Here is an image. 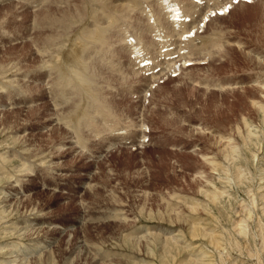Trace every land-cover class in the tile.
Wrapping results in <instances>:
<instances>
[{"label":"rangeland","instance_id":"374dc122","mask_svg":"<svg viewBox=\"0 0 264 264\" xmlns=\"http://www.w3.org/2000/svg\"><path fill=\"white\" fill-rule=\"evenodd\" d=\"M83 1L85 2V0H37L34 2L32 0H0V64L3 63L5 65L6 63L7 67H10L14 64L16 66L12 67V72L9 71L3 75L0 74V79L2 78L1 80L9 82L10 79L15 80L17 77L19 81L17 79L16 80L19 82V85L14 86L12 84H15L16 81L10 83L19 90L21 87L24 89L20 90L21 92H17V95L11 93V96H14L12 98H8L9 95L7 88H0V142L2 140L9 142L5 143L4 141V145H0V152L11 157L12 159L9 163H6L8 166L6 167L7 170L3 169V171H0V191H5L4 194L0 193V206L4 204L2 207L8 209V211L5 213V218H0V223L2 222V224H0V247L5 245V247L1 248L0 250V259H4V261L8 262L9 264H16L20 261V264H49L50 261V264H149L150 262L153 264H169V262L170 264H173V261L174 264H178L179 260L183 261L186 254L188 255L189 253V255L195 257L199 250L194 247L191 249L189 247L186 248V243H183L181 240H178V244H176L178 246H173L171 243L181 234L179 239L186 238L189 241L191 239L192 241L194 240L193 242H197V247H204L201 250L202 252L205 251V255L199 253V255L195 258L203 256L202 258L206 260L211 259L212 263L215 262L214 264H252L253 262V264H258L259 262V264H264V257L261 256L264 255L262 254L264 250L260 249L262 239L264 241V215L260 209V205L257 204L258 207H256L259 209V214L256 212L258 209L252 208L253 206L250 204L251 200L249 198L253 190L256 193L261 191L256 187L258 182L255 178L258 173L257 166H259V164L264 159L263 114L261 111L257 110V106L255 108V106H253L250 102V97L253 98V96L264 101V89H260L259 84L255 82L256 76L260 75V73L256 74V70L260 67L249 68L250 66H253V64L248 63L249 67L248 65H245L242 68L241 65L240 69L242 70L234 72L232 70L234 67L235 70L236 66L230 61H224L221 64H216L217 66L214 70L217 71L218 69V71H222L219 73L222 78L225 76L235 77L236 81H238V84L236 83L234 86L232 85L231 87H225L223 90L220 89L221 91L217 89L218 92L216 97H214L212 94L209 96V93L207 90H205V87L202 86V88L198 85L196 86H198L199 91L195 87L194 89H197L195 92L192 88L193 86H189L192 91L190 94V88L181 84L183 81H190V79L185 76L183 71L187 68H191L190 70H192L198 66H194L195 64L192 60H188L184 64L185 66L183 65L185 69L180 71L184 73L183 76L185 78L183 77V81H181L182 73L177 70L178 64L179 66L181 65L183 58L178 57H176L175 62L171 64L172 67L169 69L166 68L167 70L165 71L163 70L165 73L158 70L153 71V73L156 75L153 77L151 75V71L145 72L138 69L140 72L133 75V71H136L138 65L135 63L132 53L130 54L129 50L127 51L124 50V48H121L122 41H118L116 42V48L118 49L117 54H119L117 65L118 69L121 68L123 72L116 70V73L114 71V75H116L113 77L114 80H112L113 89L111 91L109 86L108 88L110 89L107 88L106 91L108 92L110 90L109 96H112L111 92L113 95H115V103L113 106L116 111L118 110L117 113H120L119 111H121V113L124 112L123 114H120L122 116H127L125 121L130 122V118L132 122L131 124H138V122H141L139 123L141 125L140 129H142L141 127L144 125L146 130L142 129L139 130V132L138 130H134L136 127L133 125L131 126L132 128H129V130L125 127L127 132H116V135L114 136H109V132H106L107 134L102 132L100 135H92L91 137V133L86 132L84 136L87 137L88 146L81 148L76 143V137L72 132V129L68 127L67 124L63 123L62 120H59L61 115L64 114H59V111L61 110V112H65L68 110L69 104H67L68 107L66 109L64 107L66 104L54 106L55 102L53 101L54 99L51 98L52 95L49 88L51 86L50 83L52 81L51 77H53V74L48 73V75L46 73L47 68H42L43 65H41L43 64V59L48 57L46 54L49 55L51 54L50 51L52 52L50 49H52L53 46H47V48L42 42L43 38L51 33L52 30L49 28L50 26L46 24H44L43 27H40V24L34 23V19L35 17L43 15L44 11L48 9L60 10L62 8L66 9L69 7L74 11L76 18L78 19L80 17L77 15L78 12L84 13L83 15L86 16V9L82 7V3H84ZM113 1H115V3H119L121 0ZM205 2V0L200 1L201 4L199 5H202L200 10L195 13V17L192 16V19L189 20V25H191L190 28L192 30L196 28L195 26L197 25H195V22L199 17L200 21L198 22L200 26L198 22H196L199 27L197 26L198 29L193 31H198L202 34H205V32L210 34L220 28L225 32L226 36L231 34L229 39L231 38L232 42L230 43L231 45H228L229 47L235 49L233 52L235 56L233 55V57H239L236 58V62L242 59V56L249 57L248 55L250 53L251 56L253 55L252 57L254 61L257 62V65H261L263 69L264 58L262 59V54L264 53V0H223L222 3L226 4L225 11L220 10L223 7L207 5ZM250 6L251 8L249 9L248 7ZM242 9H244V11ZM245 9L249 14L245 12ZM201 10H203V13ZM248 10L252 11L248 12ZM137 12H131V15L129 16L131 18L133 17L134 19L138 18ZM133 13L134 16H132ZM250 15H253L252 17L255 15V18H252V20H254L252 22H256V24L252 23L251 25H245L244 23L240 22L239 18ZM133 18L132 20H134ZM141 18L143 20L142 16ZM212 18L213 22L211 21ZM191 23L195 26H192ZM212 26L215 28L217 26L218 29H214ZM77 27H79V24L75 23L74 28L77 29ZM145 34L146 35L143 34V36H148V32ZM260 34H262V37ZM44 45L45 47H43ZM228 45L226 49H229ZM251 48H254L253 51L257 48L260 51L262 49V52L257 50L258 53L255 52L254 54L253 51L250 52L249 49ZM40 51L45 54V57L40 56V53H42ZM154 52L155 49L152 50L151 55L155 54ZM257 54H259V56L256 57ZM174 55L176 56L177 53ZM229 62L231 64H229ZM207 65L208 64L206 63L199 65L198 67H200L201 70H198L197 72L204 74ZM161 66L162 68L164 67V65ZM17 67H20V69L16 70ZM39 67L42 69H38ZM159 68L160 66H157L156 69ZM228 69L232 72V74H230L231 72ZM176 70L179 74H176ZM188 70L189 69H187V71ZM13 71H17L16 74H14ZM141 71L143 73H141ZM224 71L227 73H224ZM191 72H194V70ZM4 76L8 77L3 79ZM123 80L124 82H122ZM180 86H183V92L179 90ZM185 87H187V89H185ZM246 87L249 88L247 89ZM214 89L216 91V87L213 88V91ZM242 89L245 91V93ZM197 91L199 95L196 93ZM202 91H206L208 96H206V94H204ZM208 91L210 92V89H208ZM232 91H234L235 95L234 93L231 95ZM226 92L228 94L231 93L230 96ZM177 93H182L180 98L179 94ZM193 94L199 98H194ZM237 94H240L241 96L238 97ZM249 94L251 95L249 96ZM164 97L166 98L164 99ZM222 98L224 99L223 101ZM186 99L190 101H186ZM210 100L213 102V104ZM221 101L222 103L226 102L225 104L221 105L222 108L224 107V110L219 107L222 109L221 113L214 111L216 105L214 102L218 104V102ZM187 102H190V104ZM211 104L214 106H211ZM178 105L180 107L183 105V107L180 108ZM184 105L186 109L184 108ZM242 105H244V107L248 106V109L246 107H242ZM60 107H62L63 110ZM173 107H176V109ZM194 107L196 109H194ZM167 108L168 110L170 109V112L168 111V113H166ZM192 108L194 111L196 110V112L190 110V113L188 109ZM235 108H239V110ZM228 109L231 111V114ZM187 110L190 114L186 113L188 112ZM205 110L208 113H206ZM227 110L229 112H227ZM179 111L183 113L181 114ZM197 111H200L199 114ZM172 112L174 114L171 116ZM175 112H178V115L180 113V115L177 116ZM192 112H194V114ZM185 113L188 118L189 116L194 115L192 118L190 117V120L194 119L196 120V123L198 122L200 124H196L194 126L193 123H190V121H186L184 119ZM240 113L245 115L248 120H251L250 123L252 122V125L255 122L254 125L256 127L251 125V129L255 131V133L252 134L254 136L251 137L252 142L249 140L251 142L250 143L247 140V147H250L249 149L252 150H249L244 144L242 145V143H240L241 140L238 137L239 134L234 131L233 125H235L238 121L239 124H241ZM167 114L170 115L168 116ZM248 114H250L251 117ZM174 115H176L177 118H181L180 120H183L179 121ZM215 115L217 116L214 118ZM204 118H207V122H205L206 119L204 120ZM169 119L170 121H175L176 124L174 123V126L172 124L170 125ZM209 120L212 122L209 123ZM217 120L218 123L220 121L219 124H222L220 125V129L216 128L215 126V122H217ZM209 124L212 125L210 126ZM201 125H207L206 127H209L207 130H203L201 129ZM257 125L259 126L257 127ZM180 126L184 128H178ZM209 129L211 132H209ZM243 129H245L244 126ZM218 133L223 134L224 136H230L232 139L234 138L235 143L239 145V149L237 151L240 153V155L236 157L238 152L235 153V158H237L236 163L238 164L240 162V164L244 165L246 167L244 175H248V178L245 176L243 177L242 182H237V179L233 177L234 174L231 171L233 169L229 171L231 172L230 175L226 176L222 170L212 169L209 162L206 160V157L210 156L212 153H218L219 150L217 149L221 148V146H224L225 141L221 139L223 141L222 143L221 141H218V138L216 137L219 136ZM86 134L89 135V137ZM104 134L107 135H105L106 139H101ZM179 135L180 138L178 137ZM181 136L186 138V140ZM201 136L202 138L199 139ZM177 137L180 140H178ZM191 138H194L193 142ZM236 138L240 142H237ZM256 138H258V140ZM183 139L184 141H182ZM187 142L189 144H187ZM220 143L222 144L220 145ZM260 144H262L261 147ZM6 146L10 147L6 148ZM206 150L207 152L209 151L208 153H210L208 156L203 155V153L205 154ZM240 150L246 156L243 155ZM253 151L258 157H256V155L254 156ZM221 155L222 154L218 153V158L220 157L219 159H222V161L229 166L231 160L225 162V158L223 155L221 157ZM260 155H262V160ZM22 163H24V165H28L30 169L28 168L24 171ZM248 169H251L252 171H248ZM10 172H15V174L10 176ZM228 178L229 182L227 183ZM211 180H213V184L211 183ZM238 183L243 185L240 186ZM247 187L249 189H253L251 190V193L250 190L248 192ZM204 189L209 190L206 191ZM218 189L224 191V193L221 195L222 199L221 196H219V200H217L219 202H211L208 198V195L206 194L209 191H216ZM229 193L233 195L230 196ZM5 195H7L8 198ZM2 196H4V198H2ZM5 198L7 199L5 200ZM243 199H246L247 204H249L248 206L246 205V207L252 208V215L251 219L248 218L247 220L250 226L248 224V231L245 234L246 236H241V238L238 236L239 234L235 232L236 230L231 228L234 226L231 224H233L234 220L236 221L240 218L238 208L235 207L238 205L237 207L240 208L241 203L242 206L245 205L246 203L245 201L243 202ZM248 200L250 203H248ZM6 201L7 206H5ZM220 202L221 204L219 205ZM235 202L239 203L237 204ZM259 202L260 200L258 203ZM226 212H228L227 215ZM213 213H215L214 215L216 216H214ZM170 214L173 216L171 217ZM168 216L171 218H168ZM189 218L196 219L202 225L205 224L204 227H206L207 230H214L215 233L219 235L220 238H222L220 239V242L222 243L221 247H223L225 250L222 248H216L213 244L211 246V244L208 242L207 236L204 237L201 235L199 238L197 236L194 238L190 236V232L188 231ZM31 219L33 220L30 223L29 220ZM259 220L263 222L261 223ZM255 221L258 222L257 226ZM10 224L11 228L8 227ZM26 226L27 228L25 229L24 227ZM16 227L19 229H16ZM250 227L252 230L249 229ZM261 228L262 230H258ZM222 233L223 235H220ZM17 235L20 236L18 237ZM250 235L251 237H249ZM187 237L190 238L188 239ZM229 237H231V239ZM165 238H168V246L166 243H163ZM240 238L241 240H239ZM38 240H42L41 244H44L45 246H43V248L38 253H36V255L33 252L37 250L36 248L33 249V253L28 251L26 254H21L19 251L18 253L13 252L17 256L10 251L13 250L12 247L19 245H30ZM204 240H206V243ZM189 241H187V244ZM236 241L238 243H236ZM227 242L230 244H226ZM88 244L89 246H87ZM251 248H253L254 251ZM193 249L194 252L196 251L195 253H193ZM217 249H220L218 250L219 254ZM245 249L250 250H247V252ZM207 250L208 252H206ZM167 251H169V253ZM222 251L225 253L223 254ZM243 251L244 253H241ZM163 252H165L166 255H164ZM240 253L241 255L248 254L249 258L247 255L246 257L241 256ZM226 255H228V259H225ZM22 256L25 258L20 260L19 258ZM46 256H49V258L47 259ZM239 256L242 260V263L241 260H238L240 259ZM173 257H176L177 259ZM64 258H66L65 261ZM25 259L28 260V262ZM164 259H166L168 262ZM233 259L236 261L233 262ZM175 260L178 262H175ZM184 263L185 262L183 261V264Z\"/></svg>","mask_w":264,"mask_h":264},{"label":"bare ground","instance_id":"6f19581e","mask_svg":"<svg viewBox=\"0 0 264 264\" xmlns=\"http://www.w3.org/2000/svg\"><path fill=\"white\" fill-rule=\"evenodd\" d=\"M33 2L34 1H37V0H32ZM201 0H121L119 1V3H115V1L113 0H85L84 3H82V7H84L86 9V16H84L83 14L84 13H77L78 16H80L78 19L76 18V15L74 13V11L69 7V8H62L60 10H51V9H48L46 11H44L43 15L39 16V17H35L34 19V23H38L40 24V27H43L44 24L46 25H49L51 33H49L48 35H46L42 42L46 45V47H52V52L50 51L51 54L47 55L48 57H46L45 59H43V65L42 68L46 67V73L48 74H53L51 77L52 81H51V86L49 87L50 88V91H51V95L55 102L54 106L56 105H61V104H66L65 109L69 106V109L66 110L65 112H61V110L59 111L60 113L59 114H63L58 117L59 120H62L63 123L67 124L68 127H70L72 129V132L75 134V139H76V143L82 148V147H86L88 146L87 145V137H85V133L86 132H90L91 134V137L92 135H100L102 134V132H109L110 135L109 136H114L116 134V132H127L126 128H129L131 126H135L136 128H134V130H142L140 129V124L141 122H138V124H131V120L129 118V121H125V118L127 116H122L121 114V111H119L120 113H117L116 109L114 108L113 104L115 103L114 102V98H115V95L112 94L111 92V95L112 96H109V91L113 89V84H112V80L113 77L116 75H114V73L116 72V70H119V72H121V68L118 69V65H117V59H119L118 55L117 54V51L118 49L116 48V42L118 41H122V47L121 48H124V50H129L130 54L132 53V56H133V59L135 60V63L138 65L137 66V69L136 71L134 70L133 71V75L134 74H138L140 71L139 70H142V71H151L152 72V76H156L153 71H154V68L157 67V66H160V70L158 71H165L167 70L166 68H170L172 67L171 64L175 62V59L176 57L178 58H183L182 59V62H181V65L179 66L178 64V68L177 70L180 72L181 70L183 71L185 69V63L188 61V60H192L194 62V66L196 65H202L204 63L208 64L207 67L205 68V72L204 74H200V72H197L198 70H201L200 67H195L194 69V72H191L192 70H190L191 68H187L189 69L187 71L184 70L183 72L185 73V76L188 77V79H190V83L186 81H183V74L182 72V80L180 78L182 82L181 85L183 86H190L192 87L193 89L196 87L198 89V86L199 87H202L204 86L205 87V90H207V92L209 93V96L212 94L214 95V97L217 96V89L218 90H223L225 87H231L232 85L234 86L238 81H236L235 77H228V76H225V77H221V75H219L220 72L222 71H215V67L217 66L216 64H221L222 62L224 61H230L232 64H234L236 66V69L232 71H241L242 69L241 68V65H242V68L243 66H247L248 63L250 64H253V66H250L248 65L249 68H256V67H260V68H257L256 70V74H259L260 75L256 76L255 78V82L257 84H259L260 86V89H264V68L262 69V66H258L257 65V62L254 61L253 59V55L251 56V54L249 53V57H246V56H242V59L238 60V62H236V58L238 57H233L234 55V51L235 49L232 48V47H229L228 44H230L232 42V39L230 38L229 39V36L231 35L230 34L229 36H226L225 35V32L223 30H221L220 28L218 29L217 25L216 28L218 30L216 31H213L212 33L210 34H207L205 32V34H202L200 32H195L196 30L195 29H198L197 26L199 24L198 21L199 20V17L198 19L196 20V22H198V24H196L195 22V25H193L192 23V26H195L196 28L193 29L195 31H193L189 25L190 24V21L189 19L186 20L188 17H191L192 19V16L195 15V13H197V11L200 10L201 6L202 5H199L201 4L200 3ZM203 1V0H202ZM206 4L207 5H214L215 7L217 6H221V3L223 0H205ZM251 2V1H250ZM253 3V2H252ZM69 4V3H67ZM77 4V2H76ZM178 5L176 7H173V5ZM78 5V4H77ZM234 5V3H233ZM252 6V5H251ZM248 7L249 9L251 8ZM74 7V5H73ZM152 7V8H151ZM59 8V7H58ZM210 8V7H209ZM212 8V6H211ZM75 9V7H74ZM178 9H181L178 10ZM254 9V8H253ZM206 10H207V7H206ZM244 11V9H242ZM241 10V12H242ZM138 11V12H137ZM202 13H203V10H201ZM200 11V12H201ZM252 11V10H250ZM248 10V12H250ZM131 12H137L138 13V18H133L134 20H132V18L129 16L131 15ZM245 12H246V9H245ZM247 13V12H246ZM249 14V13H247ZM137 15V14H136ZM140 15V16H139ZM134 16V13L133 15ZM141 16L143 17V20L141 18ZM253 15H250V16H243L242 18H239L240 22L241 23H244L245 25H251L252 21V18H255V15L254 17H252ZM86 17V18H85ZM195 19V18H194ZM137 20V21H136ZM213 20V18L211 19V21ZM217 20V19H216ZM213 22V21H212ZM217 22V21H216ZM75 23H78L79 24V27H77V29L74 28V24ZM262 23V22H261ZM264 23V22H263ZM218 24V23H217ZM256 24V22L254 23ZM260 24V22H259ZM211 25V24H210ZM258 25V24H257ZM261 26V25H260ZM199 27V26H198ZM214 27V26H212ZM222 27V25H221ZM214 27V29H216ZM260 28V27H259ZM224 29V28H223ZM226 30V29H225ZM55 32V33H54ZM148 32V36H143L146 35L145 33ZM230 32V31H229ZM234 35V34H233ZM235 36V35H234ZM233 36V37H234ZM260 36L262 37V34H260ZM116 37V38H114ZM132 37L133 39L135 38V43H130V40L129 38ZM114 38V40H113ZM258 41V40H257ZM48 44H47V43ZM141 42V43H140ZM242 42V41H241ZM240 42V43H241ZM154 43V44H153ZM118 44V43H117ZM121 44V43H120ZM140 44V45H139ZM152 44V45H151ZM45 45L43 47H45ZM228 45V48L230 49H226ZM231 45V44H230ZM246 45V44H245ZM248 45V44H247ZM251 45V44H250ZM47 47V48H48ZM248 47V46H247ZM128 48V49H127ZM138 48V49H137ZM256 48V47H255ZM42 49V47H41ZM155 49V56H151L150 53L152 52V50ZM254 49V48H253ZM253 49H249L250 52L253 51ZM43 50V49H42ZM258 48L256 50H254V54L255 52L258 53L259 52H262V49L261 51L258 50ZM44 51V50H43ZM49 51V50H47ZM42 52V51H40ZM240 52V51H238ZM252 52V53H253ZM43 53V52H42ZM40 53L41 57L44 56L45 57V51H44V55ZM47 53V52H46ZM177 53V55L175 56L174 54ZM260 54V53H259ZM259 54L256 55L259 56ZM174 55V56H173ZM131 56V55H130ZM235 56V55H234ZM261 56V55H260ZM262 59L264 58V53L262 54ZM159 57V59H158ZM139 58V60L137 59ZM161 58V59H160ZM239 58V57H238ZM146 59H151V63L146 65V66H143L141 67L139 65V63L143 60H146ZM42 60V58H41ZM132 61V60H131ZM229 62V64H231ZM259 62V61H258ZM120 63V62H119ZM129 63V62H128ZM177 63V62H176ZM259 64V63H258ZM40 65V67H41ZM161 65H164V67L162 68ZM184 65V66H183ZM191 65V64H190ZM189 65V66H190ZM192 66V65H191ZM190 66V67H191ZM230 66V65H229ZM228 66V67H229ZM12 67H16L15 64L10 66V67H7V64L5 63V65L2 63L0 64V74L3 75V74H6L8 73L9 71L13 70ZM38 68V69H42V68ZM177 67V66H176ZM175 67V68H176ZM227 67V68H228ZM123 68V67H122ZM174 68V69H175ZM232 68V67H231ZM248 68V69H249ZM17 69H20V67H17ZM139 69V70H138ZM245 69V68H244ZM44 70V69H43ZM176 70V74H179L177 73L178 71ZM204 70V69H203ZM229 70V69H228ZM227 70V71H228ZM115 71V72H114ZM141 71V73H143ZM163 71V72H164ZM187 71V72H185ZM230 71V70H229ZM244 71V70H243ZM246 71V70H245ZM262 73H261V72ZM12 72V71H11ZM17 71H13L14 74H16ZM123 72V71H122ZM169 72V71H168ZM212 72V73H211ZM231 72V71H230ZM12 73V74H13ZM117 73V72H116ZM156 73V72H155ZM165 73V72H164ZM215 73V74H214ZM224 73H227L224 71ZM223 73V74H224ZM13 74V75H14ZM48 74V75H49ZM145 74V73H144ZM158 74V73H157ZM160 74V73H159ZM214 74V75H213ZM232 74V72L230 73ZM229 74V75H230ZM236 74V73H235ZM234 74V75H235ZM239 74V73H238ZM181 75V74H180ZM226 75V74H224ZM124 76V75H123ZM140 76V75H139ZM170 76V75H169ZM8 76H4L3 79L7 78ZM10 77V76H9ZM49 77V76H48ZM122 77V76H120ZM135 77V76H134ZM240 77V76H239ZM245 77V76H244ZM148 78V77H147ZM185 78V77H184ZM2 79V78H1ZM0 79V88H4L6 89L7 88V92H8V95L9 97L8 98H12L14 95H17V92H21L20 90H24L22 89V87L20 88V90L14 86L16 85H19L18 83V79L16 77V79L18 80H11L9 82L7 81H4V80H1ZM241 79V78H240ZM119 80V79H118ZM128 80V79H127ZM155 80V79H154ZM16 83H12L14 86H12V84L10 82H15ZM159 81V80H158ZM240 81V80H239ZM244 81V80H243ZM115 82V81H114ZM113 82V83H114ZM119 82V81H118ZM124 82V80L122 81ZM47 83H48V80H47ZM178 83V81H177ZM115 84V83H114ZM179 84V83H178ZM188 84V85H187ZM190 84V85H189ZM238 84V83H237ZM198 85V86H196ZM27 86V85H26ZM110 86V88H108ZM175 86V85H174ZM182 86V87H183ZM238 86V85H237ZM160 87V86H159ZM176 87V86H175ZM182 87L180 86V89L182 91ZM189 87V88H190ZM216 87V91L214 89L213 91V88ZM110 89L108 92L106 91V89ZM188 88V89H189ZM203 88V87H202ZM247 89L249 87H246ZM178 89V88H177ZM185 89H187V87H185ZM196 89V90H197ZM208 89H210V92L208 91ZM252 89V88H251ZM262 89V90H263ZM19 90V91H18ZM28 90V89H27ZM194 89V92L196 91ZM201 90V89H200ZM220 90V91H221ZM229 90V89H228ZM235 90V89H233ZM243 90V89H242ZM250 90V89H249ZM31 91V90H30ZM175 91V89H174ZM173 91V92H174ZM199 91V89H198ZM198 91L196 93H198ZM219 91V92H220ZM244 91V90H243ZM242 91V92H243ZM248 91V90H247ZM178 92V91H177ZM183 92V91H182ZM186 92V91H185ZM191 88H190V94H191ZM193 92V93H194ZM201 92V91H200ZM203 92V91H202ZM216 92V93H215ZM223 92V91H222ZM221 92V93H222ZM238 92V91H237ZM249 92V91H248ZM254 92V91H253ZM264 92V91H263ZM11 93H14L13 96H11ZM27 93V92H26ZM29 93V91H28ZM204 94H206V91L203 92ZM225 93V92H224ZM227 93V92H226ZM230 93V92H229ZM232 93V94H231ZM230 94L233 95L234 91H232ZM245 93V91H244ZM250 93V92H249ZM42 94V93H41ZM176 94V93H175ZM179 94V93H177ZM182 93L179 94V98H180V95ZM186 94V93H185ZM189 94V92H188ZM187 94V96H188ZM189 94V95H190ZM228 94V93H227ZM226 94V95H227ZM230 94H228L230 96ZM199 95V93H198ZM203 95V94H202ZM220 95H224V94H220ZM227 95V96H228ZM235 95V93H234ZM245 95V94H244ZM251 94H249L250 96ZM254 95V94H253ZM152 96V95H151ZM167 96V95H165ZM184 96V94H183ZM201 96V94H200ZM204 96V95H203ZM206 96H208V94H206ZM237 96H241L240 94ZM247 96V95H246ZM189 97V96H188ZM193 97L196 98L197 96L193 94ZM202 97V96H201ZM200 97V98H201ZM224 97V96H223ZM226 97V96H225ZM234 97V96H233ZM166 97H164L165 99ZM178 98V97H177ZM178 98V99H179ZM182 98V97H181ZM185 98V97H184ZM191 98V96H190ZM193 98V99H194ZM199 98V97H197ZM213 98V97H212ZM241 98V97H240ZM251 98V103L253 106H257V110L261 111L262 114H263V118H262V121L264 122V101L262 99H257L253 96L250 97ZM209 99V98H208ZM219 99V98H218ZM244 99V98H243ZM248 99V98H247ZM196 100V99H195ZM198 100V99H197ZM224 99L222 98V101ZM178 101V100H177ZM180 101V100H179ZM186 101H190V100H187ZM202 101V100H201ZM199 101V102H201ZM205 101V99H204ZM209 101V100H208ZM211 101V100H210ZM214 101H217V100H214ZM221 102H218V104L216 102H214L215 105V109L214 111L216 112H219L221 113L222 109V104H225L226 102L222 103ZM233 101V100H232ZM239 101V100H238ZM242 101V100H241ZM247 101V100H246ZM183 102V101H182ZM197 102V101H196ZM212 102V101H211ZM234 102V101H233ZM237 102V100H236ZM245 102V101H244ZM175 103V102H174ZM190 104V102H187ZM186 103V104H187ZM207 103V102H206ZM210 103V102H209ZM229 103V102H227ZM240 103V102H238ZM247 103V102H246ZM245 103V104H246ZM67 104H69L67 106ZM169 104V102H168ZM201 104V103H200ZM203 104V103H202ZM213 104V102H212ZM211 106H214L212 105ZM234 104V103H233ZM172 105V104H171ZM177 105V104H176ZM180 105V104H179ZM178 105V106H179ZM193 105V103H192ZM195 105V103H194ZM208 105V103H207ZM239 105V104H238ZM241 105V104H240ZM247 105V104H246ZM168 106V105H167ZM174 106V105H173ZM188 106V105H187ZM191 106V105H190ZM202 106V105H201ZM229 106V104H228ZM234 106V105H233ZM165 107V105H164ZM180 107V106H179ZM178 107V108H179ZM181 107H183V105H181ZM180 107V108H181ZM219 107H221L222 109H220ZM237 107V106H236ZM242 107H244V105H242ZM246 107V106H245ZM244 107V108H245ZM248 107V106H247ZM246 107V108H247ZM62 109V107H60ZM176 109V107H173ZM184 108H185V105H184ZM190 108V107H189ZM198 108V107H197ZM207 108V107H206ZM219 108V109H217ZM228 108V107H227ZM57 109V108H56ZM186 109V108H185ZM194 109H196L194 107ZM194 109H188L189 111L190 110H193ZM204 109V108H203ZM203 109H200V110H203ZM210 109V108H209ZM225 109H226V106H225ZM231 109V107H230ZM235 109H238L239 108H235ZM241 109V108H240ZM248 109V108H247ZM59 110V109H58ZM63 110V109H62ZM166 110V109H165ZM182 110V109H180ZM187 110V111H188ZM207 110V109H206ZM205 110V112H206ZM224 110V109H223ZM229 110V109H228ZM227 110V112H229ZM234 110V109H233ZM237 110V111H238ZM250 110V109H249ZM253 110V109H252ZM168 111L170 112V109L168 110L167 108V112ZM176 111V110H175ZM186 112V113H189ZM213 111V110H212ZM245 111V110H244ZM165 112V111H164ZM174 112V111H173ZM172 112L171 116L174 114ZM181 113V111H179ZM196 112V110L194 111ZM194 112H192L194 114ZM200 112V111H199ZM199 112L197 111V113L199 114ZM202 112V111H201ZM204 112V113H205ZM211 112V111H210ZM239 112V111H238ZM237 112V113H238ZM243 112V111H242ZM248 112V111H247ZM57 113V112H56ZM177 116L178 115V112H175ZM183 113V112H182ZM181 113V114H182ZM186 113H185V116H184V119L186 121H190V123H193V125L195 126L196 124H200V123H196V120H190V117L192 118L193 116H189V118L186 116ZM191 113V111H190ZM189 113V114H190ZM195 113V114H197ZM203 113V114H204ZM208 113V112H206ZM214 113V112H213ZM223 113V112H222ZM225 113V112H224ZM234 113V111H233ZM245 113V112H243ZM259 113V112H258ZM128 114V113H127ZM212 114V113H211ZM230 114H231V111H230ZM236 114V113H235ZM233 114V115H235ZM241 114V113H240ZM260 114V113H259ZM58 115V113H57ZM125 115V114H124ZM164 115V114H163ZM168 115V114H167ZM170 115V114H169ZM168 115V116H169ZM174 115V116H176ZM250 116V114H248ZM129 116V115H128ZM167 116V117H168ZM173 116V117H174ZM176 116V118H177ZM182 116V115H181ZM180 116V117H181ZM201 116V115H200ZM207 116V115H205ZM217 115L214 116V118L216 117ZM238 116V115H237ZM241 116V124H239V121L233 125L234 126V131H236V133L239 134V138L241 140V142L239 140H237V142L239 141L240 143H242V145L244 144L246 147H247V140L251 141L252 142V138L255 133V131L253 129H251V127L254 125H252V122L250 123L251 120H248V118L245 116V115H240ZM197 117V116H196ZM203 117V115H202ZM208 117V116H207ZM211 117V116H210ZM231 117V116H229ZM228 117V118H229ZM236 117V116H235ZM251 117V116H250ZM132 118V117H131ZM166 118V117H165ZM169 118V117H168ZM175 118V117H174ZM127 119V118H126ZM179 121H182L180 120L181 118H177ZM200 119H203V118H200ZM206 119L205 122H207V118H204V120ZM209 119V118H208ZM213 119V118H212ZM219 119V118H218ZM235 119V118H234ZM261 119V118H260ZM133 120V119H132ZM165 120V119H164ZM203 120V121H204ZM211 120V119H210ZM209 120V121H210ZM216 120V119H215ZM168 121V120H167ZM170 121V119H169ZM178 121V122H179ZM195 121V122H193ZM198 121V119H197ZM208 121V122H209ZM222 121V120H221ZM224 121V120H223ZM229 121V120H228ZM260 121V120H259ZM59 122V121H58ZM212 121H210L209 123H211ZM225 122V121H224ZM263 122H259V123H263ZM143 123V122H142ZM165 123V122H164ZM167 123V122H166ZM176 124L175 121H170L169 124L173 125V124ZM216 123V124H215ZM215 126L216 128L220 129L222 124H219L218 123V120L217 122H215ZM223 123V122H221ZM227 123V122H226ZM225 123V124H226ZM213 124V125H214ZM224 124V123H223ZM258 124V123H257ZM66 125V127H67ZM169 125V126H170ZM179 125V123H178ZM191 125V124H190ZM205 125V124H204ZM202 126L201 125V129L203 130H207V128L209 127H206V126ZM210 125V124H209ZM212 125V124H211ZM210 125V126H211ZM252 125V126H251ZM261 125V124H260ZM144 126V125H143ZM168 126V125H167ZM174 126V125H173ZM172 126V127H173ZM185 126V125H184ZM243 126L245 127V129H243ZM259 125H257L258 127ZM121 127H124V130H121L120 128ZM126 127V128H125ZM145 127V126H144ZM182 126L178 127V128H181ZM187 127V126H186ZM185 127V128H186ZM214 127V126H213ZM212 127V128H213ZM224 127V125H223ZM254 127H256L254 125ZM253 127V128H254ZM263 127V126H262ZM132 128V127H131ZM142 128V127H141ZM175 128V127H174ZM184 128V127H182ZM211 128V129H212ZM264 128V127H263ZM262 128V129H263ZM69 129V128H68ZM225 129V128H224ZM233 129V128H231ZM261 129V128H260ZM177 130V129H176ZM184 130V129H183ZM182 130V131H183ZM213 130V129H212ZM215 130V129H214ZM229 130V129H228ZM256 130V128H255ZM259 130V129H258ZM264 130V129H263ZM173 131V130H172ZM68 132V131H67ZM140 132V131H139ZM176 132V131H175ZM209 132L210 129H209ZM218 132V131H217ZM220 132V131H219ZM224 132V131H223ZM257 132V131H256ZM106 133V134H107ZM131 133V132H130ZM264 133V132H263ZM72 134V133H71ZM73 134V135H74ZM106 134H104V136H100L101 139L105 138L106 139ZM181 134V132H180ZM198 134V133H197ZM219 134V133H218ZM87 135V134H86ZM106 135V136H105ZM201 135V134H200ZM203 135V134H202ZM257 135V134H256ZM89 137V135H87ZM131 136V135H130ZM180 138V135L178 136ZM177 137V139H178ZM182 137V136H181ZM198 137V135H197ZM218 138V141H221L223 143V141L221 139H223L225 141L224 143V146L221 148H218L217 150H219L218 153L222 154L223 157L225 158V162L226 161H229L231 160L230 162V165H226V163H224L222 161V159H219L218 158V153H212L210 156H208L210 153L205 152V154L203 153V155H206L208 157H206V160L209 162L210 166L212 169L214 170H222L223 173H225V175H230L231 172H229L231 169L232 173L234 174L233 177H235L237 179V182H242L243 181V177L245 176V169L246 167L242 164H240V162L237 164L236 163V159L235 158V153L238 152L237 150L239 149V145H237V143H235L234 141V138L232 139L230 136H224L223 134H219V136H216ZM233 137V136H232ZM256 137V136H255ZM184 138V137H182ZM201 137H199V139H201ZM204 138V137H203ZM260 138V137H259ZM186 140V138H184ZM184 139L182 141H184ZM194 139V138H193ZM193 139L191 138L192 142H193ZM197 139V140H199ZM258 140V138H256ZM15 140V139H14ZM89 140V139H88ZM180 140V139H178ZM189 140V139H188ZM196 140V139H195ZM4 141L5 143H9L7 142L6 140H2L0 142V145H4ZM249 141V142H250ZM260 141V140H259ZM263 141V140H262ZM181 142V141H180ZM189 142V141H188ZM187 142V144H189ZM191 142V143H192ZM250 142V143H251ZM15 143V142H14ZM185 143V142H184ZM216 143V141H215ZM218 143V142H217ZM220 143V145L222 144ZM255 143V142H254ZM261 143V141H260ZM186 144V143H185ZM9 145V144H8ZM192 145V144H191ZM195 145V144H194ZM257 145V144H256ZM262 144H260V147H261ZM184 146V145H183ZM241 146V145H240ZM264 146V144H263ZM7 147H10V146H6ZM186 147V146H185ZM248 148V147H247ZM250 148V147H249ZM248 148V149H249ZM205 149V148H204ZM241 149V148H240ZM247 149V150H248ZM216 150V149H215ZM216 150V151H217ZM249 150H252V149H249ZM243 151V150H242ZM241 152V150H240ZM254 152V151H253ZM242 153V152H241ZM252 153V152H251ZM243 155H245L244 153H242ZM259 154V152H258ZM36 155V154H35ZM221 155V157H222ZM240 155V153L238 152L237 153V156ZM242 155V156H243ZM257 154H255L254 152V156ZM246 156V155H245ZM251 156V155H250ZM253 156V155H252ZM203 157V156H202ZM241 157V156H240ZM244 157V156H243ZM228 158V159H227ZM247 158V157H246ZM260 158L261 160L263 159L262 158V155H260ZM239 159V158H238ZM12 159L11 157L9 156H6L5 154H2V152H0V171L3 169H6V167H8L6 165V163L10 162ZM28 160V159H27ZM241 160V159H240ZM239 160V161H240ZM247 160V159H246ZM259 160V159H258ZM260 160V162H261ZM32 161V160H31ZM256 161V160H255ZM33 162V161H32ZM238 162V160H237ZM242 162V161H241ZM250 162V161H249ZM24 163H25V160H24ZM24 163H22L23 165V170H27L29 168L28 165H24ZM248 163V162H247ZM251 163V162H250ZM255 163V162H254ZM258 163V162H257ZM229 164V163H227ZM244 164V162H243ZM253 164V163H252ZM251 164V165H252ZM30 165V164H29ZM36 165V163H35ZM249 165V164H248ZM258 165V164H257ZM188 166V165H187ZM247 166V165H246ZM253 166V165H252ZM18 167V166H17ZM258 168V173H257V176L255 179H257V189L261 190L260 192L256 193L253 189H249V185H248V192L250 190V193H251V190H253V192L251 193V195L249 196L250 200H251V203L249 202L248 200V203L252 204V208L254 209H258L256 207H258V205H260V209L264 215V159L262 160V162L259 164V166H257ZM10 169V168H9ZM8 169V170H9ZM30 169V168H29ZM32 169V168H31ZM211 169V170H212ZM7 170V169H6ZM5 170V171H6ZM18 170V169H17ZM251 170V169H248V171ZM257 170V169H256ZM4 171V173H5ZM14 171V170H13ZM221 171V172H222ZM252 171V170H251ZM250 171V173H251ZM9 172V171H7ZM6 172V173H7ZM30 172V171H29ZM2 173V172H1ZM10 176H13V174H15V172H10ZM24 173V172H23ZM22 173V174H23ZM247 173V171H246ZM254 173V171H253ZM8 175V174H6ZM248 176V175H247ZM245 176V177H247ZM254 176V175H253ZM9 177V176H8ZM252 177V175H251ZM248 178V177H247ZM253 178V177H252ZM251 179V178H250ZM215 180V178H214ZM254 180V179H253ZM209 181V179H208ZM236 181V180H235ZM234 181V183H235ZM245 181V180H244ZM247 181V180H246ZM213 182V180H211V183ZM229 182V178H228V181L227 183ZM248 182V181H247ZM251 182V181H250ZM254 182V181H252ZM263 182V183H262ZM246 183V182H245ZM253 183V184H255ZM213 184V183H212ZM230 184V183H229ZM240 184V183H238ZM249 184V183H248ZM199 185V184H198ZM243 185V184H240V186ZM232 187V186H231ZM254 187V186H253ZM201 188V187H200ZM207 188V187H206ZM216 189V188H215ZM242 189V188H241ZM206 190V189H204ZM209 190V189H208ZM206 190V191H208ZM244 190V189H243ZM246 191V190H245ZM203 192V191H202ZM0 193H5V191H0ZM224 193L223 190H216V191H209L207 194L205 192L206 195H208V198L210 199L211 202H215L217 200H219V196H221L222 194ZM230 194V193H229ZM233 195V194H232ZM230 194V196H232ZM248 195V194H246ZM7 197V195H5ZM228 196V195H227ZM2 198H4V196H2ZM8 198V197H7ZM5 198V200L7 199ZM234 198H235V195H234ZM208 199V200H209ZM221 199H222V196H221ZM248 199V198H247ZM229 200V198H228ZM234 200V199H233ZM260 200V204L258 203V201ZM239 201V200H238ZM245 201V205H241L240 204V208L237 207L238 203L239 202H235L237 203L236 207L235 208H238V212H239V219H237L236 221L232 220L233 221V224L231 225H234L232 226L231 228H234L239 235L238 236H246L245 234L247 233V226L249 224V222L247 221L248 218L251 219V215H252V208H249V207H246V205L248 206L249 204H247L246 202V199H243V202ZM209 202V201H208ZM219 202V201H217ZM2 203V202H1ZM7 201L5 202V206L6 205ZM213 203V204H215ZM206 204V203H205ZM218 204V203H217ZM221 204V202L219 203V205ZM258 204V205H257ZM4 205V204H3ZM2 205V206H3ZM0 206V215H1V219H4L5 218V213L8 211V209H6L5 207H2ZM208 206V205H207ZM215 206V205H214ZM213 206V207H214ZM226 206V204H225ZM233 206V205H232ZM211 207V206H210ZM212 207V208H213ZM222 207V206H221ZM171 208V207H170ZM168 208V209H170ZM193 208V207H191ZM195 209V208H194ZM215 209V208H214ZM226 209V208H225ZM231 209V208H230ZM253 209V210H254ZM230 211V210H229ZM232 211V209H231ZM230 211V212H231ZM234 211V210H233ZM255 212V211H254ZM256 212L258 213L259 212V209L258 211L256 210ZM163 213V211H162ZM228 212H226V215H227ZM180 214V213H178ZM210 214L212 215V213L210 212ZM215 213H213L214 215ZM234 214V213H233ZM259 214V213H258ZM257 214V215H258ZM160 215V213H159ZM177 215V214H176ZM219 215V214H218ZM221 215V214H220ZM255 215V214H254ZM171 216V214H170ZM173 216V215H172ZM171 216V217H172ZM175 216V215H174ZM216 216V215H214ZM259 216V215H258ZM168 216V218H171ZM177 217V216H176ZM186 217V215H185ZM188 217V216H187ZM220 218H222L221 216H219ZM232 217V216H231ZM263 217V216H262ZM164 218V217H163ZM162 218V219H163ZM180 218V217H179ZM213 218V217H211ZM215 218V217H214ZM228 218V217H227ZM258 218V217H257ZM177 219V218H176ZM188 219V218H187ZM190 219V218H189ZM253 219V218H252ZM33 219L29 220L30 223L32 222ZM216 220V218H215ZM220 220V219H219ZM226 220V219H225ZM257 220V219H256ZM174 221V220H173ZM258 221V220H257ZM4 222V221H3ZM218 222V221H217ZM248 222V223H247ZM251 222V221H250ZM256 222V221H255ZM259 222H261V220H259ZM263 222V221H262ZM261 222V223H262ZM173 223V222H172ZM214 223V222H213ZM216 223V222H215ZM257 223L256 222V226H257ZM2 224V222L0 223ZM189 232H190V236H192L193 238L194 237H198L199 236L201 237V235H203L204 237H208V242L212 244L216 247V248H222L224 249L223 247H221V242H220V238L219 235H217L215 233L214 230H207L204 225H202L201 223H199V221H197L196 219H193L191 218L189 220ZM220 224V222H219ZM10 225H8V227H10ZM16 226V225H15ZM250 226V224H249ZM262 226V225H261ZM223 227V226H222ZM226 227V226H225ZM11 228V227H10ZM13 228V227H12ZM25 229L27 228L24 227ZM31 228V227H30ZM229 228V227H227ZM264 228V227H263ZM16 229H19L16 227ZM29 229V228H28ZM251 229V227L249 228ZM225 230V229H224ZM228 230V229H227ZM230 230V229H229ZM252 230V229H251ZM254 230V229H253ZM258 230H262L261 229H258ZM4 231V230H2ZM14 231V230H13ZM231 231V230H230ZM234 231V230H233ZM9 232V230H8ZM26 232V231H25ZM182 232V231H181ZM185 232V231H184ZM220 232H223V231H220ZM228 232V231H227ZM252 232V231H251ZM256 232V230H255ZM264 232V231H263ZM263 232H262V235H263ZM218 233V232H217ZM254 233V232H252ZM261 233V232H260ZM6 234V233H5ZM11 234V232H10ZM13 234V233H12ZM168 234V233H167ZM179 234V233H177ZM232 234V232H231ZM251 234V233H250ZM257 234V233H256ZM1 235V234H0ZM3 235V234H2ZM165 235V234H164ZM181 235V234H180ZM179 235V237H180ZM186 235V234H184ZM220 235H223L220 234ZM226 235V234H225ZM252 235V234H251ZM251 235L249 237H251ZM259 235V233H258ZM18 236V235H17ZM20 236V235H19ZM18 236V237H19ZM159 236V235H158ZM163 236V235H162ZM167 236V235H166ZM173 236V235H172ZM178 236V235H177ZM189 236V235H188ZM229 236V235H228ZM232 236V235H230ZM234 236V235H233ZM236 236V235H235ZM160 237V236H159ZM176 237V236H175ZM178 238H175L173 240V242L171 243L173 246H178L176 244H178V240L182 241L183 243H186L185 246L186 248H197L199 249L196 256L197 257L200 254L202 255H205V251L202 252V248L200 247H197L196 243L193 242L191 239L190 241L187 240L186 238H182V239H179ZM182 237V236H181ZM203 237V238H204ZM224 237V236H223ZM256 237V236H255ZM262 237V236H261ZM172 238V237H171ZM188 239L190 237H187ZM227 238V237H226ZM231 239V237H229ZM228 238V239H229ZM233 238V237H232ZM242 238V237H241ZM241 238L239 240H241ZM247 238V237H245ZM244 238V239H245ZM258 238V237H257ZM158 239V238H157ZM185 239V240H184ZM197 239V238H196ZM202 239V238H201ZM225 239V238H224ZM162 240V238H161ZM203 240V239H202ZM226 240V239H225ZM233 240V239H232ZM238 240V239H237ZM238 240V241H239ZM259 240V238H258ZM42 241V240H41ZM41 241H35L33 242L32 244L30 245H26V246H14L15 247H12V246H9V247H12L13 250H10L11 253L13 252H17L19 251V253L21 254H26V252H32L34 248H36L37 250L33 251L36 255V253H38L42 248L43 246H45L44 244L42 245L41 244ZM187 241L188 244H187ZM201 241V240H200ZM206 240H204L205 242ZM251 241V239H250ZM15 242V241H14ZM13 242V243H14ZM47 242V241H46ZM225 242V241H224ZM233 242V241H232ZM248 242V241H247ZM253 242V241H252ZM11 243V241H10ZM43 243V242H42ZM163 243H166L167 246L169 245V242H168V238H165V241ZM206 243V242H205ZM236 243H238L236 241ZM235 243V244H236ZM257 243V242H256ZM260 243V242H258ZM17 244H20V243H17ZM203 244V243H202ZM226 244H230V243H226ZM246 244V243H245ZM254 244V243H252ZM170 245V246H172ZM184 245V244H182ZM224 245V244H223ZM222 245V246H223ZM227 245V246H228ZM234 245V244H233ZM243 245V244H242ZM257 245V244H256ZM260 245V244H259ZM89 246V244L87 245ZM180 246V245H179ZM206 246V244H205ZM226 246V247H227ZM246 246V245H245ZM254 246V245H253ZM5 247L4 246H1L0 247V250L1 248ZM7 247V246H6ZM236 247V246H235ZM244 247V246H243ZM251 247V246H250ZM152 248V247H151ZM167 248V247H166ZM177 248V247H176ZM183 248V247H181ZM185 248V249H186ZM206 248V247H205ZM214 248V247H213ZM247 248V247H246ZM254 248V247H253ZM253 248H251L253 250ZM7 249V248H6ZM81 249V248H80ZM87 249V248H86ZM169 249V248H168ZM171 249V248H170ZM174 249V248H173ZM211 249V248H210ZM242 249V248H241ZM260 249H263L264 250V241L262 239V243H261V248ZM5 250V249H4ZM90 250V249H89ZM178 250V249H177ZM216 250V249H214ZM218 250L220 249H217V252ZM225 250V249H224ZM232 250V249H231ZM238 250V249H236ZM243 250V249H242ZM241 250V251H242ZM246 251L247 250H250V249H245ZM259 250V248H258ZM147 251V250H146ZM165 251V250H164ZM180 252H182L181 250H179ZM193 253L194 252V249L192 250ZM235 251V250H234ZM254 251V250H253ZM257 251V250H256ZM27 252V253H28ZM32 252V253H33ZM169 253V251H167ZM166 252V253H167ZM171 252V251H170ZM177 252V251H176ZM179 252V253H180ZM208 252V250L206 251ZM213 252V251H212ZM216 252V251H215ZM223 252V251H222ZM238 252V251H237ZM236 252V253H237ZM248 252V251H247ZM261 252V251H260ZM259 252V253H260ZM10 253V254H11ZM147 253V252H146ZM149 253V252H148ZM164 255L165 252H163ZM167 253V254H168ZM175 253V252H174ZM225 252H223L224 254ZM232 253V252H230ZM241 253H244L241 252ZM240 253V255H241ZM249 253L251 254V252L249 251ZM258 253V254H259ZM14 254V253H13ZM42 254V253H41ZM46 254V253H45ZM154 254V253H153ZM207 254V253H206ZM215 254V253H214ZM219 254V252H218ZM261 254V253H260ZM262 254H264V251L262 252ZM16 255V254H14ZM13 255V256H14ZM19 255V254H18ZM30 255V254H29ZM75 255V254H74ZM80 255V254H79ZM91 255V254H90ZM163 255V254H162ZM161 255V256H162ZM173 255V254H172ZM211 255V253H210ZM216 255V254H215ZM233 255V254H232ZM247 257L249 258L248 254H246ZM246 255H241V256H245ZM17 256V255H16ZM31 256V255H30ZM175 256V255H174ZM207 256V255H206ZM212 256V255H211ZM210 256V257H211ZM220 256V255H219ZM228 255H226L225 259L227 258ZM236 256V255H234ZM254 256V255H253ZM259 256V255H258ZM264 257V255H261ZM8 257V256H7ZM53 257V256H52ZM170 257V256H169ZM168 257V258H169ZM193 257L192 255H188L186 254V256H184V259L183 261L185 262L184 264H214L212 263L211 259L209 260L207 257L208 260L202 258L203 256H199V258H195ZM205 257V256H204ZM209 257V256H208ZM221 257V256H220ZM6 258V257H5ZM25 257L22 256L21 258H19L20 260H23ZM28 258V256H27ZM46 258L48 259L49 256H46ZM70 258V257H69ZM73 258V256H72ZM173 258H176V257H173ZM214 258V257H213ZM216 258V257H215ZM240 258V256H239ZM244 258V257H243ZM251 258V257H250ZM254 258V257H253ZM257 258V256H256ZM255 258V259H256ZM260 258V257H259ZM13 259V258H11ZM18 259V258H17ZM15 259V260H17ZM29 259V258H28ZM33 259V258H31ZM66 258H64V261H65ZM107 259V258H106ZM163 259V258H162ZM170 259V258H169ZM168 259V260H169ZM177 259V258H176ZM220 259V258H219ZM228 259V258H227ZM6 260V259H5ZM9 260V258H8ZM14 260V259H13ZM19 260V261H20ZM26 260V259H25ZM166 260V259H164ZM162 260V261H164ZM171 260V259H170ZM173 260V259H172ZM221 260V259H220ZM238 260H241L238 259ZM244 260V259H243ZM257 260V259H256ZM261 260V258H260ZM259 260V261H260ZM264 260V259H263ZM28 262V260H26ZM167 261V260H166ZM183 261L182 260H179L175 262H178V264H183ZM215 261V260H214ZM225 261V260H224ZM233 262L236 261V260H232ZM247 261V260H246ZM250 261V259H249ZM4 259H0V264H9L8 262H5ZM23 262V261H22ZM48 262V261H47ZM67 262V260H66ZM153 262V261H152ZM168 262V261H167ZM182 262V263H181ZM218 262V261H216ZM231 262V261H230ZM253 262V260H252ZM251 262V263H252ZM263 262V261H262ZM21 261L16 264H20ZM24 263V262H23ZM51 263V261H50ZM49 263V264H50ZM113 263V262H112ZM144 263V262H143ZM164 263V262H163ZM174 264V261L172 262ZM223 263V261H222ZM226 263V262H225ZM241 263H242V260H241ZM246 263V262H245ZM250 263V262H249ZM254 263V262H253ZM252 263V264H253ZM260 263V262H259ZM258 263V264H259ZM12 264V263H11ZM26 264V263H25ZM55 264V263H54ZM106 264V263H105ZM142 264V263H141ZM149 264H153V263H149ZM168 264V263H166ZM170 264V262H169ZM220 264V263H218ZM231 264V263H230ZM234 264V263H233ZM247 264V263H246ZM262 264V263H261Z\"/></svg>","mask_w":264,"mask_h":264}]
</instances>
